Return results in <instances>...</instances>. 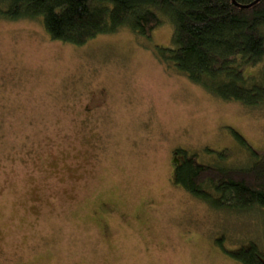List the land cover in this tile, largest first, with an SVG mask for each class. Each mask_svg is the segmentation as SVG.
I'll return each instance as SVG.
<instances>
[{
  "label": "rangeland",
  "instance_id": "obj_1",
  "mask_svg": "<svg viewBox=\"0 0 264 264\" xmlns=\"http://www.w3.org/2000/svg\"><path fill=\"white\" fill-rule=\"evenodd\" d=\"M172 30L77 46L0 20V264H240L229 252L262 246L264 210L216 211L171 180L176 148L245 166L235 131L264 151V105L155 57Z\"/></svg>",
  "mask_w": 264,
  "mask_h": 264
},
{
  "label": "trees",
  "instance_id": "obj_2",
  "mask_svg": "<svg viewBox=\"0 0 264 264\" xmlns=\"http://www.w3.org/2000/svg\"><path fill=\"white\" fill-rule=\"evenodd\" d=\"M39 20L53 40L81 46L93 37L129 29L150 38L172 24L171 47L154 46L165 68H174L214 97L264 105V0H0V20ZM257 68L244 76L247 68ZM245 166L204 163L182 148L171 180L216 211L264 210V151L251 147ZM229 252L240 264H264L261 243Z\"/></svg>",
  "mask_w": 264,
  "mask_h": 264
}]
</instances>
